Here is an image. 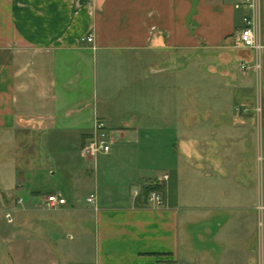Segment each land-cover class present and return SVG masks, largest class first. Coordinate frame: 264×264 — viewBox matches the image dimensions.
<instances>
[{
  "label": "crops",
  "instance_id": "crops-1",
  "mask_svg": "<svg viewBox=\"0 0 264 264\" xmlns=\"http://www.w3.org/2000/svg\"><path fill=\"white\" fill-rule=\"evenodd\" d=\"M241 3L0 0V152L23 153L32 194L12 207L25 242L0 241L10 262L40 247L31 230L57 194L51 212L92 213L94 264H264V0L256 14ZM246 16L260 54L239 42ZM97 120L116 140L92 166L81 149ZM76 182L91 184L90 210Z\"/></svg>",
  "mask_w": 264,
  "mask_h": 264
},
{
  "label": "rangeland",
  "instance_id": "rangeland-1",
  "mask_svg": "<svg viewBox=\"0 0 264 264\" xmlns=\"http://www.w3.org/2000/svg\"><path fill=\"white\" fill-rule=\"evenodd\" d=\"M187 64L190 67L188 81L191 91H197L199 79L201 78V75L196 70L197 56L191 54L190 60L184 62V65ZM194 96L197 97L196 94ZM113 137L116 139L115 132H113ZM8 150L7 153L5 150L0 152V208L3 207L0 211V241L21 244L25 242V227L22 225L20 213L13 212L12 207L14 206L13 204L17 203V199L22 198L28 201L32 194L27 171L24 169L23 153H20L16 147L10 148L8 146ZM46 155L48 156L47 160L44 159ZM40 156L46 169L50 168V165L54 163L52 160L54 154L52 152L40 154ZM88 162L90 163L91 161ZM90 164L94 165L93 162ZM87 167L88 165L85 166V168ZM48 189H55L54 182L51 179L48 183ZM132 191L134 193V190ZM91 192L90 183L77 184L74 195V204L77 209L86 211L92 208V205L86 202ZM125 193L127 197H130L128 190ZM254 193L257 194L256 188ZM12 201L15 203H12ZM258 206L257 212L261 214ZM40 209L43 211L38 215V223L36 222L35 228L31 230V237L29 238L31 243L39 241L40 247L34 246L30 249H25V251L19 245L13 251L14 253L23 252L24 256L16 254L17 256H14V261L12 262H10L9 256L4 254L5 251L12 252V248L6 247L4 250H0V253L4 254V259L0 260V264H94V218L92 213L90 211L86 213H81V211L78 213L67 212L65 214L53 213L51 211H55L54 209L49 210L44 206H41ZM8 213L13 216L12 223L7 218ZM261 222L262 217L259 216L260 230L262 229ZM27 251H29V255L25 254Z\"/></svg>",
  "mask_w": 264,
  "mask_h": 264
},
{
  "label": "built area",
  "instance_id": "built-area-1",
  "mask_svg": "<svg viewBox=\"0 0 264 264\" xmlns=\"http://www.w3.org/2000/svg\"><path fill=\"white\" fill-rule=\"evenodd\" d=\"M260 0H242V3L237 6V8L244 7L247 11L256 14L259 10ZM244 27L239 33V42L244 48L252 49L257 54L263 49V45L258 40L257 32L255 31V18L252 16H246L243 19ZM87 43H93V37L89 36L86 39ZM242 70H249V67L246 65H242ZM115 140L113 137V131L109 129L106 122L104 120H97L95 122V132L93 136L89 139L87 143L81 149V155L88 161L95 160L99 155L109 154L112 150V147L115 144ZM260 161L263 159L260 158ZM168 177H166L167 179ZM138 195V192H136ZM95 196H91L88 199L89 203H94ZM148 201L155 205L163 204V196L158 191H151L148 195ZM22 202V200H21ZM64 204L63 198L57 194H50L43 199L42 206L47 207L49 210L55 209ZM258 210L261 214L264 212V205L260 204L258 206ZM263 226V223H261Z\"/></svg>",
  "mask_w": 264,
  "mask_h": 264
},
{
  "label": "trees",
  "instance_id": "trees-1",
  "mask_svg": "<svg viewBox=\"0 0 264 264\" xmlns=\"http://www.w3.org/2000/svg\"><path fill=\"white\" fill-rule=\"evenodd\" d=\"M157 190H158V186L150 185V186H147L144 191H145V194L149 195L151 191H157Z\"/></svg>",
  "mask_w": 264,
  "mask_h": 264
}]
</instances>
